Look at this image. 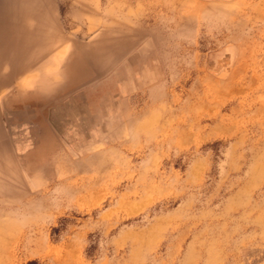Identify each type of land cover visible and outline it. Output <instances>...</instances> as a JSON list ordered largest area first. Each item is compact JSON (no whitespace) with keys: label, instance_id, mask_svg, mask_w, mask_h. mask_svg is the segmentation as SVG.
<instances>
[{"label":"rangeland","instance_id":"rangeland-1","mask_svg":"<svg viewBox=\"0 0 264 264\" xmlns=\"http://www.w3.org/2000/svg\"><path fill=\"white\" fill-rule=\"evenodd\" d=\"M8 1L0 264H264V0Z\"/></svg>","mask_w":264,"mask_h":264},{"label":"bare ground","instance_id":"bare-ground-1","mask_svg":"<svg viewBox=\"0 0 264 264\" xmlns=\"http://www.w3.org/2000/svg\"><path fill=\"white\" fill-rule=\"evenodd\" d=\"M14 9L13 6H10V1L8 0H0V13L3 15V16H6L5 15V12L7 14V11L9 10H12ZM37 10V9H36ZM35 11H33V7H31V10L29 11L28 8L26 7L25 9H21L20 11H17V12H14L12 14H15L17 15L18 18H24L25 16H29L30 14L32 15ZM19 15V16H18ZM2 25V28L0 29L2 32L5 31V28L3 29V25L4 23L2 22L1 23Z\"/></svg>","mask_w":264,"mask_h":264}]
</instances>
